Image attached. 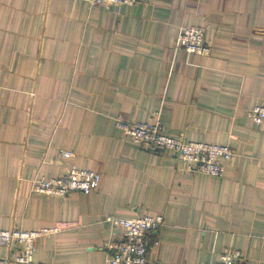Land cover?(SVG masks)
<instances>
[{
	"label": "crops",
	"instance_id": "crops-1",
	"mask_svg": "<svg viewBox=\"0 0 264 264\" xmlns=\"http://www.w3.org/2000/svg\"><path fill=\"white\" fill-rule=\"evenodd\" d=\"M191 26L206 27L208 56L175 47ZM254 106L264 107V0H0V230L59 228L36 241L33 264H106L121 237L106 217L160 215L148 247L158 264H207L225 249L264 264ZM157 114L163 134L231 147L222 176L189 172L116 126ZM72 167L98 173L96 190H31ZM21 248L0 245V264Z\"/></svg>",
	"mask_w": 264,
	"mask_h": 264
},
{
	"label": "built area",
	"instance_id": "built-area-1",
	"mask_svg": "<svg viewBox=\"0 0 264 264\" xmlns=\"http://www.w3.org/2000/svg\"><path fill=\"white\" fill-rule=\"evenodd\" d=\"M85 1L90 6L99 4L133 6L136 2V0ZM205 31V26L183 28L176 36L175 47L189 54L208 56L210 49L204 41ZM248 116L254 124H261L264 121V107L254 106L249 110ZM116 126L123 137L145 146L150 153L171 150L185 170L189 172L220 177L223 174L222 162L229 161L234 157V153L228 145L190 142L186 141L181 135L163 134L158 114L153 123L118 121ZM61 154L64 157L71 155L66 151L61 152ZM99 180L100 175L94 171L72 167L62 177L48 179L35 177L31 181V190L39 195L58 198H65L74 192L88 195L96 190ZM105 221L112 228L118 229L121 234L119 240L110 243L107 247L106 264H158L149 259L148 247L150 236L163 226L162 216L146 215L133 219L108 216ZM58 231V227L41 228L33 231L21 229L0 230V245L4 247H9L13 243L22 245L15 258L16 264H33L31 257L35 250L36 241ZM152 244L157 246L158 242L153 240ZM243 262L244 258L240 251L225 249L219 254L215 262L207 264H243Z\"/></svg>",
	"mask_w": 264,
	"mask_h": 264
}]
</instances>
